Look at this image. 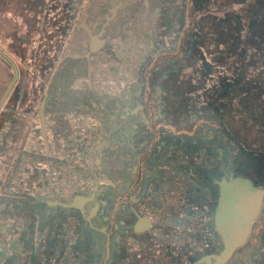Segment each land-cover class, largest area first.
Instances as JSON below:
<instances>
[{"label": "flooded vegetation", "instance_id": "flooded-vegetation-1", "mask_svg": "<svg viewBox=\"0 0 264 264\" xmlns=\"http://www.w3.org/2000/svg\"><path fill=\"white\" fill-rule=\"evenodd\" d=\"M45 1L43 73L0 107V264H214L230 178L189 157L213 140L220 162L221 100L254 87L264 0ZM258 163L244 177L264 189ZM263 219L264 197L225 264H264Z\"/></svg>", "mask_w": 264, "mask_h": 264}, {"label": "rangeland", "instance_id": "rangeland-1", "mask_svg": "<svg viewBox=\"0 0 264 264\" xmlns=\"http://www.w3.org/2000/svg\"><path fill=\"white\" fill-rule=\"evenodd\" d=\"M51 3H53V0H51ZM42 4L43 0H0V51L10 57L9 60L12 61L18 72L17 87L24 74L31 78V82L34 80L33 84L36 87L39 74L43 73L40 72L36 57L39 39L37 23L40 19V5ZM48 14L52 15L53 12L51 11ZM28 31L30 37L29 41H26ZM261 47L260 45L258 49L253 50L256 65L253 67L252 73L247 74L249 78H253L254 87H243L244 84H241L242 87H236L238 91L236 100L231 101L228 98L221 100L222 104L227 105L229 108L222 112L221 163L218 159V149L216 151L212 149L213 140L206 141L207 148L205 147L204 154L198 151L190 153V171L194 165L203 167L208 181L209 179L211 181L213 177L219 178L218 174H215L216 172L219 173V168H217L219 164L222 167V179L226 177L228 179L237 176L244 177L248 175V172V176H253L252 166L256 161L264 166V92L257 93L256 89L262 87H255L258 84L264 87V59H262L264 52L260 49ZM238 52L240 54L241 49ZM251 88H253L252 98L247 97L242 92L251 90ZM202 104L205 106L204 114L213 117L214 115L208 109L209 103L203 101ZM213 131L212 129V133H214ZM214 144L219 145L217 141ZM201 154L204 155L203 158L198 157ZM262 166L255 167L254 171L264 174ZM263 223L264 219L255 226V230L264 228ZM77 230L78 244L83 245L84 242L80 240V237L83 238L82 232L85 229L79 225ZM209 239H212V236L209 237L206 234V243ZM206 246L208 247V245ZM141 262V264L147 263L144 260ZM156 262L157 264H169V259L159 256Z\"/></svg>", "mask_w": 264, "mask_h": 264}, {"label": "water", "instance_id": "water-1", "mask_svg": "<svg viewBox=\"0 0 264 264\" xmlns=\"http://www.w3.org/2000/svg\"><path fill=\"white\" fill-rule=\"evenodd\" d=\"M0 56L10 63L14 75L5 100L18 80V72L1 51ZM263 197L264 189L256 187L243 176L221 181L215 227L222 238L223 247L217 256L212 257L214 264H225L247 241L250 227L259 214Z\"/></svg>", "mask_w": 264, "mask_h": 264}, {"label": "crops", "instance_id": "crops-1", "mask_svg": "<svg viewBox=\"0 0 264 264\" xmlns=\"http://www.w3.org/2000/svg\"><path fill=\"white\" fill-rule=\"evenodd\" d=\"M4 55L8 59L10 58L6 53H4ZM13 77H14L13 69H12L10 63L8 61H6L3 57L0 56V107L4 102L3 101L4 97L6 96L8 90L10 88V85L13 81ZM15 85L13 87H15ZM6 98H5V100H6Z\"/></svg>", "mask_w": 264, "mask_h": 264}]
</instances>
